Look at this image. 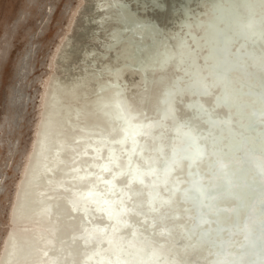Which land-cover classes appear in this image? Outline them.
Returning a JSON list of instances; mask_svg holds the SVG:
<instances>
[{
    "label": "bare ground",
    "instance_id": "obj_1",
    "mask_svg": "<svg viewBox=\"0 0 264 264\" xmlns=\"http://www.w3.org/2000/svg\"><path fill=\"white\" fill-rule=\"evenodd\" d=\"M254 14L264 24V0H77L40 81L0 264H250L238 247L259 208L236 219L234 200L197 207L191 190L216 197L243 166L255 178L233 136L243 115L224 103L264 104V45L244 38Z\"/></svg>",
    "mask_w": 264,
    "mask_h": 264
},
{
    "label": "rangeland",
    "instance_id": "obj_2",
    "mask_svg": "<svg viewBox=\"0 0 264 264\" xmlns=\"http://www.w3.org/2000/svg\"><path fill=\"white\" fill-rule=\"evenodd\" d=\"M77 0H0V243L48 56Z\"/></svg>",
    "mask_w": 264,
    "mask_h": 264
},
{
    "label": "water",
    "instance_id": "obj_3",
    "mask_svg": "<svg viewBox=\"0 0 264 264\" xmlns=\"http://www.w3.org/2000/svg\"><path fill=\"white\" fill-rule=\"evenodd\" d=\"M231 6H233V5H230V7ZM248 6H250V4H248ZM229 12H230L231 16H234V17H238L240 15V10L237 9L236 7H231ZM247 16L251 17V15H247ZM252 17L253 18L250 21L249 26H248L249 29L246 30V33L250 38L249 37H244V38L249 42L253 41L251 43H262L264 45L263 16L260 14L258 16H256L254 14V16L252 15ZM232 20H233L234 27H240V23L237 22V20H234V19H232ZM222 48H224V44L222 45ZM241 49L242 48H240L239 51ZM227 51H229L228 48L226 50H223V52H225L224 53L225 55L224 56L221 55V58H220L221 60H224L225 62H227V61L229 62L231 59V56L229 55V53H226ZM261 58H263V57L261 56ZM257 63H259L258 60H257ZM263 69H264V66H263ZM227 82H225V83H227ZM227 86L229 87L230 83ZM224 103L231 104L230 106L232 108L236 109L238 113H242V115H243L241 120L238 121V123L244 132L241 134L233 133L234 134L233 136L237 139V141L239 142L240 149H242V151H243L242 161L244 163L249 162L248 163V169L250 168V169L254 170L255 178L253 179L251 176H246L244 174L243 168H245L246 166H243V168L241 167V169L236 167L239 170L237 171V173L230 172L229 175H231V177L228 178L229 183H228V181H227V183L225 181L224 182L218 181V182L213 183L214 187H217L218 189L223 188V191H225L224 193L219 194L216 197L209 198V196L206 197L203 194H200L198 192H195L197 194V196H195V194H193V192L195 190H198V189H195V190L192 189L191 191H192V195H193V201L195 202L197 207H200L199 204L202 200L206 201V203L207 202L211 203L212 201L217 202L218 200H221V199H223V200L232 199L235 201V206L232 209V211L228 212V215L231 214L236 219L239 218V216L241 215L240 213L246 211L249 208V206H251L250 205L251 203L249 205H247L248 201H252V203L255 204L257 206V208H259L260 214L258 213L259 214L258 218L255 221H252V224L249 226L248 230L246 231L245 239L239 245L238 248L240 250H245L244 252L247 255H251L252 259H251V261H249L250 264H253V259L256 263L264 264L263 257L261 260V255L263 254V251H264V168L262 167L263 168V170H262L259 167H256V165L253 163V161L251 159L252 157H254L253 153L259 152V153H262L264 155V151H262L258 148H255L252 145L251 138L254 136L253 134L245 135L247 133L250 125H252V124H254L255 126L262 125V130L260 131V133H258V135L256 137H253V138H256L257 140L258 139H260V140L264 139V120L262 119V118H264V104L261 105L262 102L260 99H258L256 105L253 106L248 101H242L241 99L240 100H233L231 97L229 100H228V98L225 99ZM250 107H251V112L246 113V109H248ZM252 107H257L258 109L252 110ZM260 111H262V112H261V115H259V117H258L257 113ZM250 117H253V121L250 119ZM261 132H262V134H261ZM250 133H252V132H250ZM260 148H264V145L260 146ZM200 151L201 150H199V153H200ZM220 151H222V150L220 149ZM244 151L252 157L246 156V154H244ZM201 154L202 153H200V155ZM191 160L194 162V164H196V162L200 161L201 158L193 157V158H191ZM178 166H179V164L177 163L176 167H178ZM252 166H253V168H252ZM176 167L172 166V168H176ZM231 180L234 183H232ZM235 182L237 183L236 186H235ZM226 184H228V185L226 186ZM191 191H190V193H191ZM205 191H207V189H205ZM202 204H204V203L202 202ZM250 208H252V207H250ZM253 212H254V210H253ZM207 221L196 222V225L193 226V229L195 230L196 227H200V228L203 227ZM218 223H219V221H218ZM217 227L218 226H216L215 231L217 230ZM200 228H198V230ZM209 232H210V230H203L202 232H200L201 233L200 234L201 239H203V242L204 241L208 242L210 240L212 243H215V245L218 246L219 241L215 239L216 236H213V235L211 236V234H209Z\"/></svg>",
    "mask_w": 264,
    "mask_h": 264
},
{
    "label": "snow or ice",
    "instance_id": "obj_4",
    "mask_svg": "<svg viewBox=\"0 0 264 264\" xmlns=\"http://www.w3.org/2000/svg\"><path fill=\"white\" fill-rule=\"evenodd\" d=\"M146 2L151 3L153 7H159L162 0H146Z\"/></svg>",
    "mask_w": 264,
    "mask_h": 264
}]
</instances>
